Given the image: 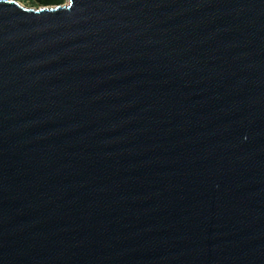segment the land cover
Segmentation results:
<instances>
[{"label":"water","instance_id":"1","mask_svg":"<svg viewBox=\"0 0 264 264\" xmlns=\"http://www.w3.org/2000/svg\"><path fill=\"white\" fill-rule=\"evenodd\" d=\"M0 0V264H264V0Z\"/></svg>","mask_w":264,"mask_h":264},{"label":"rangeland","instance_id":"2","mask_svg":"<svg viewBox=\"0 0 264 264\" xmlns=\"http://www.w3.org/2000/svg\"><path fill=\"white\" fill-rule=\"evenodd\" d=\"M7 1H15L21 6H23L24 8L29 9V10H40L43 8L57 7V6H43L37 0H7ZM67 4L68 3L65 0L63 4L60 6H66Z\"/></svg>","mask_w":264,"mask_h":264},{"label":"trees","instance_id":"3","mask_svg":"<svg viewBox=\"0 0 264 264\" xmlns=\"http://www.w3.org/2000/svg\"><path fill=\"white\" fill-rule=\"evenodd\" d=\"M43 6H60L65 0H37Z\"/></svg>","mask_w":264,"mask_h":264}]
</instances>
